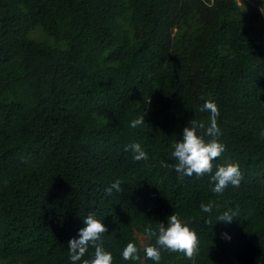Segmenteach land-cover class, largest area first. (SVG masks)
<instances>
[{
	"label": "trees",
	"instance_id": "16d2710c",
	"mask_svg": "<svg viewBox=\"0 0 264 264\" xmlns=\"http://www.w3.org/2000/svg\"><path fill=\"white\" fill-rule=\"evenodd\" d=\"M253 3L0 0V264H71L68 242L90 214L113 264H154L145 229L174 213L199 236L194 264H264V15ZM206 100L226 146L213 174L238 163L244 176L223 196L209 175L181 178L171 155L193 119L213 139ZM133 142L146 160L124 150ZM116 180L123 191L108 196ZM229 207L236 219L217 222ZM130 242L140 261L122 258Z\"/></svg>",
	"mask_w": 264,
	"mask_h": 264
},
{
	"label": "clouds",
	"instance_id": "9594fccd",
	"mask_svg": "<svg viewBox=\"0 0 264 264\" xmlns=\"http://www.w3.org/2000/svg\"><path fill=\"white\" fill-rule=\"evenodd\" d=\"M260 11L264 14V5H261ZM201 112L210 113V125L206 129V134L213 139L205 142L202 136L198 134V129L205 128L203 122L195 119L190 121L189 126L184 128L183 138L173 145L174 151L172 157L177 161L174 165L175 171L183 177H203L209 175L214 184L212 192L218 196H223L229 186L239 187L244 176L240 170L239 164L229 163L226 166H219L213 174V161L220 157L225 151L226 146L216 139L220 135L217 118L220 110L213 100H206L199 109ZM145 123V117L141 116L131 121L130 127L137 128ZM264 136V132L261 133ZM125 151H131L134 161H144L148 158V153L143 150L140 143H130L125 146ZM113 190L122 192L121 181L116 180L110 187L105 189V193L111 196ZM214 202L201 204L200 209L208 214L207 223H212ZM239 214V209L231 207L224 210L216 216L217 222L231 223ZM84 223L86 227L79 230V238H72L68 242L69 258L71 264H77L88 253L89 248H94V254L91 259H83V264H113V256L104 248L103 237L108 229L106 225L95 218L94 215H88ZM148 237H155V244L144 248L146 259L152 260L154 264H159L162 259L161 250L170 253H181L183 256L195 262L196 256L200 251V239L195 230L184 223L177 214L169 216L167 224L159 223L158 228L151 226L145 229ZM227 236V234H224ZM231 239V237H227ZM139 249L135 243H128L122 251V258L125 261H140Z\"/></svg>",
	"mask_w": 264,
	"mask_h": 264
},
{
	"label": "rangeland",
	"instance_id": "374dc122",
	"mask_svg": "<svg viewBox=\"0 0 264 264\" xmlns=\"http://www.w3.org/2000/svg\"><path fill=\"white\" fill-rule=\"evenodd\" d=\"M253 2L256 3L257 0H252ZM263 1V4L264 5V0ZM33 35L36 36L37 38H42L44 35L42 34V32L38 29H36L34 32H33ZM137 236L139 237L142 245H145L147 243V238L145 237V235H143L142 233H139L137 232Z\"/></svg>",
	"mask_w": 264,
	"mask_h": 264
},
{
	"label": "crops",
	"instance_id": "0c3cea01",
	"mask_svg": "<svg viewBox=\"0 0 264 264\" xmlns=\"http://www.w3.org/2000/svg\"><path fill=\"white\" fill-rule=\"evenodd\" d=\"M247 1H248V2H250V4H251V5H254V3H253V2H251L250 0H247ZM260 8H261V7H260ZM263 15H264V14H263Z\"/></svg>",
	"mask_w": 264,
	"mask_h": 264
}]
</instances>
